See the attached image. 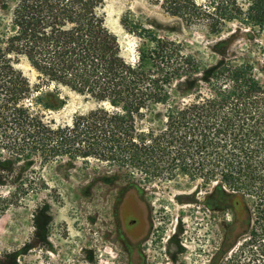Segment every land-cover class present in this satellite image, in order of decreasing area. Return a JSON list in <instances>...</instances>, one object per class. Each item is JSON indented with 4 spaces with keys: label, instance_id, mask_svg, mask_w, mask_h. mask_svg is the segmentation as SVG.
Masks as SVG:
<instances>
[{
    "label": "trees",
    "instance_id": "16d2710c",
    "mask_svg": "<svg viewBox=\"0 0 264 264\" xmlns=\"http://www.w3.org/2000/svg\"><path fill=\"white\" fill-rule=\"evenodd\" d=\"M169 4L209 34L220 36L236 22L252 40L264 35V0ZM103 6L104 0H16L0 46V130L9 150L16 159L38 151L93 156L147 181L182 175L214 183V201L231 212L229 228L237 233L248 224L249 256H264V80L255 75L256 62L225 46L214 50L222 57L206 63L141 33L129 61ZM19 55L35 70L34 84L14 67ZM258 69L264 74V65ZM59 87L96 105L69 123L48 121L32 105L58 107ZM29 97L33 104L24 102Z\"/></svg>",
    "mask_w": 264,
    "mask_h": 264
},
{
    "label": "rangeland",
    "instance_id": "374dc122",
    "mask_svg": "<svg viewBox=\"0 0 264 264\" xmlns=\"http://www.w3.org/2000/svg\"><path fill=\"white\" fill-rule=\"evenodd\" d=\"M169 1L104 0L105 24L127 60L136 57L138 34H151L206 63L222 57L214 50L225 46L238 55L248 52L256 62L255 75L264 80L258 69L264 65V35L252 40L236 22H227L220 36L209 34L203 22L185 19ZM15 2L0 0V46L12 29ZM13 65L31 84L36 82V72L23 56L15 57ZM59 94L58 107L32 105L33 110L53 123H69L74 113L96 105L66 87H59ZM3 133L0 130V264H264V256H249L248 224L237 233L229 228L231 212L221 211L214 201V183L203 185L182 175L147 181L93 156L46 157L38 151L29 159H16ZM48 239L55 244L51 250L44 245ZM179 242L188 248L180 250ZM84 252L89 262L81 259L79 253Z\"/></svg>",
    "mask_w": 264,
    "mask_h": 264
},
{
    "label": "flooded vegetation",
    "instance_id": "af4514ba",
    "mask_svg": "<svg viewBox=\"0 0 264 264\" xmlns=\"http://www.w3.org/2000/svg\"><path fill=\"white\" fill-rule=\"evenodd\" d=\"M130 223H134V220H131ZM133 239L136 241L135 238H133ZM179 244H180V246H182V248L181 247L179 248L180 250L183 248H188V245L183 243V242H179ZM44 245L47 246L48 248H50V250L55 247V244H54L53 240H51V239H48V244L44 243ZM79 254L81 255V259H84L83 261H88V262L90 261V258L87 257V254L85 252H84V254H82V253H79ZM173 254H176V252H173Z\"/></svg>",
    "mask_w": 264,
    "mask_h": 264
},
{
    "label": "bare ground",
    "instance_id": "6f19581e",
    "mask_svg": "<svg viewBox=\"0 0 264 264\" xmlns=\"http://www.w3.org/2000/svg\"><path fill=\"white\" fill-rule=\"evenodd\" d=\"M80 209V208H79ZM109 234V233H108ZM80 241V240H79ZM87 260V259H86Z\"/></svg>",
    "mask_w": 264,
    "mask_h": 264
}]
</instances>
